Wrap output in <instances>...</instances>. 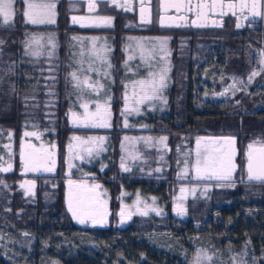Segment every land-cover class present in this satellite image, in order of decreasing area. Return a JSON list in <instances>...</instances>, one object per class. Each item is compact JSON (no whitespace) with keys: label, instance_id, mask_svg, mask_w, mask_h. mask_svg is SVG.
<instances>
[{"label":"rangeland","instance_id":"374dc122","mask_svg":"<svg viewBox=\"0 0 264 264\" xmlns=\"http://www.w3.org/2000/svg\"><path fill=\"white\" fill-rule=\"evenodd\" d=\"M28 2L22 7L13 4L15 14L8 22L0 16V40L3 41L0 44V161L3 160L1 152L3 157L9 155L10 148L15 144L22 143V150L28 149L29 142L25 139L30 135L26 133L33 134L35 130L50 133L53 145H44L43 142L48 143V136L45 141L33 138V144L38 149H46L50 153V160L45 162L50 170L45 174L40 172L33 175L35 170L28 164L33 156H22L20 168L16 169L18 177H14V180H22L19 177L21 169L26 178L35 176L38 180L36 188H30L34 190V196L41 193L43 199L49 201L55 199L60 190L65 211L72 209L79 220L97 226H107L110 217L114 216L113 222L118 228L138 225L156 229L164 218L172 215L181 221L205 215V220H208L210 210L213 212L210 220L215 222L219 212L216 207L223 204L229 206L222 212L234 210V222L239 216L246 221L253 218L259 209L253 204L257 199L254 195L260 191L264 199V186L246 181L245 164L249 145L252 149L264 148V119H256L259 117L254 115L251 116L253 119L233 116L222 123L229 125V130L238 126L248 133L254 132L245 142L232 134L183 136L166 123L169 119V122L176 119L179 125L178 120L185 116L183 112L189 84L197 80L193 99L201 105L211 102L220 109L238 112L236 110L244 102L257 101L258 94L264 96V14L263 28L258 31L241 30L239 37H233L231 32H218L220 36L223 35L222 38L198 34L193 37L186 31L141 27L113 19L105 23L109 18L102 13L85 18V22L78 26L62 25L63 16L55 2H50L55 4L54 23L32 24L24 16ZM33 38L39 43H32L28 47ZM229 46L235 48L233 53H239L241 49L240 53L249 66L240 72L226 70L222 61L232 55ZM89 65L94 70H89ZM165 69L166 86L157 93L156 98L137 105L136 101L142 94L138 82L150 81L153 79L150 74H159ZM74 71L81 81L79 87L71 75ZM85 78L87 84L83 83ZM17 83L20 88L29 86L34 91L39 90V93L22 97L21 101V96L16 93ZM43 89L48 91V95L43 93ZM116 100L118 107L115 106ZM11 101V104H6L8 107H4V103ZM17 101L43 105L42 116L38 115L36 109V113L32 112L31 117H26L35 118L36 122L26 120L18 124L20 112L15 106ZM261 101L260 105H264V100ZM85 104L89 113H96L99 106L100 119L97 122L106 121L110 126L74 124L73 113L83 120ZM130 108L139 110H126ZM115 112L120 119L117 144L112 131L114 117L117 116ZM240 113L249 112L242 110ZM10 125L18 128L12 130L17 135L14 138L13 134L14 144L9 132ZM197 141L201 159L209 153L222 156L225 162L231 158L236 165L231 180L209 179L203 168L201 174H197ZM69 145H72L71 151ZM89 147L92 148L91 155L85 151ZM114 167L119 171L117 179L123 175L126 179L137 176L153 181L155 185L161 182L167 184L172 190L168 201L162 202L156 195L139 189L127 190L121 184L117 197H112L115 201L111 208L110 192L97 181L85 177L94 174L89 172L92 169L96 172L111 170L108 181H112L115 177ZM9 169L11 167L7 166ZM67 176L68 179L73 178V187L67 190L62 186L59 189L57 181ZM7 183H12V180L8 179ZM97 185L99 187H95ZM74 187L80 191V195L72 200L73 206L70 208L69 198L75 193ZM85 189L91 190L88 195L93 198L90 214L85 213L79 203ZM228 194L235 200H231ZM232 201L237 208L232 209ZM221 218L229 238L234 224L230 227L232 220L224 221L228 218ZM250 234L252 230L246 235ZM226 253L234 264H248L260 259L245 249L238 253L229 247ZM199 256V264H207L208 257Z\"/></svg>","mask_w":264,"mask_h":264},{"label":"trees","instance_id":"16d2710c","mask_svg":"<svg viewBox=\"0 0 264 264\" xmlns=\"http://www.w3.org/2000/svg\"><path fill=\"white\" fill-rule=\"evenodd\" d=\"M228 48H231L232 55L222 61V64L225 63L226 70L240 72L249 66L240 53L241 49L239 53H233L235 48L230 46ZM17 81L19 83L20 79L18 78ZM18 83L16 93L21 96V101L22 97L36 96L39 93V90L34 91L29 86L23 85L20 88ZM196 83L189 84L183 112L185 116H182L181 121L178 120L179 125L176 124V119L171 122L169 119L166 124L170 129L183 136L187 134L208 136L232 134L240 137L242 142L249 138V134H254V132L248 133L246 129H240L238 126L231 127L232 130H229V125L222 123L233 116H245L253 119L251 116L254 115L259 117L256 119H264V105H260L261 100H264L263 94H258L259 97H256L257 101L255 102H244L242 107L236 110L238 112H231L228 108L220 109L211 102L201 105L197 100H194L193 90ZM45 90L43 89V93L48 95V91ZM21 101H17V105L15 104L20 112L18 124H23L26 120L30 123L34 122L35 118L27 119L26 117H31L32 112L36 113V109L39 111L38 115L42 116L43 105L26 102V104H21ZM12 102L4 103V107H8L6 104ZM171 104H169L170 111ZM115 106H119L117 100ZM242 110L249 113H240ZM115 115L117 116L114 117L112 131L115 144H117L120 136L118 130L120 119L117 112ZM23 118L25 119L22 120ZM202 119L203 121L200 122ZM13 129L18 128L12 125L9 127L14 144L13 139L17 135L12 132ZM47 134L44 131L35 130L30 138L25 140L29 144H33V138L44 140L48 136V143H43L45 146H51L53 145L52 136L50 133ZM21 144H15L13 151L0 161V264H194V258L198 255L207 256V264H234L232 258L226 253L229 247L238 253L245 249V251H250L252 256L260 257L248 264H264V202H262L264 199L260 191L254 195L257 199L253 202L254 206L259 209L250 221L243 220L239 216L234 222L236 215L234 210L230 213L222 212V209L229 206V204H223L224 207L219 205L216 207L221 214L217 212L218 217L215 222L210 220L213 213L210 210L207 214L209 215L208 220H205V215L181 221L172 215L168 219L164 218V222L159 223L156 229L138 225L118 228L113 222L114 216L110 217L107 226L81 223L77 216L70 215V212L73 213L71 210L70 212L65 211L60 190L57 192L58 199L56 197L47 201L43 199L41 193L34 196V192L22 188L20 179L14 180V177H18L16 169L20 168L22 162ZM7 166H10L11 170H7ZM110 171L96 172L92 169L89 172L94 174L87 175L85 178L97 181L110 192L111 208L115 201L112 197H117L121 184L127 190L139 189L144 193L156 195L162 202L168 201L172 190L167 184L161 182L155 185L153 181L137 176L126 179L123 175L117 179L119 176L117 167L113 169L114 180L108 181ZM19 172V177L23 179L25 176L22 174V169ZM68 178V176L61 177L57 181V187L60 189L65 186L68 190V184L73 183V178ZM8 179H11L12 183L8 184ZM249 184L264 186V183ZM228 196L231 195L228 194ZM231 200L235 199L231 196ZM233 201L231 202L232 209L237 208V204ZM244 205L247 206L246 203ZM221 216L228 218L224 221L232 220L230 227L234 224V229L229 232V238L226 235V227L222 224ZM250 230H252V234L247 236L246 234Z\"/></svg>","mask_w":264,"mask_h":264},{"label":"flooded vegetation","instance_id":"af4514ba","mask_svg":"<svg viewBox=\"0 0 264 264\" xmlns=\"http://www.w3.org/2000/svg\"><path fill=\"white\" fill-rule=\"evenodd\" d=\"M29 0H15L14 4L22 7ZM39 2H55L61 11L63 19L62 25L78 26L85 22V18L94 15L104 14L107 18L115 22L125 23L131 22L141 27H157L166 31H186L191 33L193 37L198 34L217 35L218 32H231L233 37H239L241 30L258 31L263 28L264 0H261L260 14L253 15L252 4L257 0H32ZM246 3L248 6L241 9L239 5ZM90 3L95 4L93 10L89 9ZM221 4L223 7L213 8V4ZM180 4L182 7L177 9L175 5ZM228 4H234L236 7L229 9ZM207 5V7H199ZM257 5V3H256ZM191 9V10H189ZM257 12V7L255 9ZM199 13V15L197 14ZM76 18L75 22L74 19ZM68 23V24H67ZM259 24L260 26H257ZM237 25H240L239 27ZM27 148L22 150V156H33L39 147L34 144H27ZM13 151L10 148L9 154ZM21 156V157H22ZM40 159H31L29 161L30 168L35 169L33 175L45 174L49 171V167L43 161L41 154ZM1 158L4 159L1 154ZM23 161V159L21 158ZM50 160V153L49 159ZM47 161V162H48ZM46 162V163H47ZM46 166V171L43 167ZM10 168V166H9ZM31 175L30 178L23 177L20 186L29 192H34L30 188H36L37 179ZM69 189L73 187L68 184ZM75 188V192L80 195V191ZM74 191V190H73ZM71 207L72 200L69 198ZM74 209V207H73ZM72 211V209H70ZM73 212V211H72ZM77 216V213L76 215Z\"/></svg>","mask_w":264,"mask_h":264},{"label":"snow or ice","instance_id":"6c2138e0","mask_svg":"<svg viewBox=\"0 0 264 264\" xmlns=\"http://www.w3.org/2000/svg\"><path fill=\"white\" fill-rule=\"evenodd\" d=\"M15 0H0V16H2L5 20V22H8L13 16H14V9H13V4ZM248 5L246 3H241L239 7L241 9H244ZM177 9L182 7V5L177 4L175 5ZM199 7H207V5H200ZM213 8L216 7H223L221 4H213ZM227 7L229 9H233L236 7L234 4H228ZM257 5L254 2L252 4V9H253V15H259V12H256ZM28 10L24 13V16L27 17V21L32 23V24H43V23H54V8L55 4L52 3H36L32 2V0H29L28 5H27ZM95 8L94 3H90L89 9L93 10ZM191 10V9H189ZM199 15V13H197ZM74 22L76 18H73ZM105 23H110V19H106L104 21ZM238 27L240 25H237ZM75 39V38H74ZM3 41L0 40V44H2ZM32 43H39L38 40L33 38L32 41L29 42L28 47H31ZM35 55H38L39 53H33ZM97 55L99 56V52H97ZM110 67V65H109ZM89 70H94L91 68V65H89ZM83 71V69H82ZM257 73H253V75H256ZM73 80L76 81L77 87H79L81 81L79 80L76 72L71 73ZM107 75V73H105ZM153 75V79L150 81H139L140 85V90H141V95L137 99L136 103L141 104L144 101L147 100H152L156 98L157 93L163 89L166 84V75H167V70H162L159 74H150ZM158 75V79L156 76ZM251 79V77L249 78ZM83 83L87 84V78L83 81ZM101 87H103L101 85ZM135 95V93H134ZM85 108V113L83 120H80L79 117L75 113H73V123L74 124H83L84 126H92V127H108L110 126L106 121L102 123H98L97 121L100 119V111H99V106H97V112L96 113H89L87 111V105H83ZM129 111H138V108H130L126 109ZM127 126V125H126ZM26 135H32L31 133H26ZM79 139V138H75ZM93 139V138H89ZM127 139V137L125 138ZM87 143V142H85ZM72 145H69V150L71 151ZM249 155H248V163H247V168H248V173H249V178L250 179H258V180H264V149L260 150V155L256 156L254 153L251 151L252 146L249 145ZM85 151L88 152L89 155L92 154V148L89 147L85 149ZM34 160L35 159H40L39 156V150L33 155L32 157ZM123 166V164H122ZM196 172L198 175L201 174V170L205 171L207 178L212 179L215 177L216 179L219 180H231L232 179V173L236 168V165L232 163L231 158L225 162L222 158V156H213L211 153H209L207 156H205L203 159H201V152L199 151V141H197V159H196ZM219 168V171H216V169ZM35 170V169H33ZM50 170V169H49ZM127 170V169H126ZM95 187H99L98 185ZM89 191L88 189H85V191L81 194V197L79 199V203L82 206V210L85 213L90 214L92 207H91V200L93 199L90 195H88ZM71 208V204H70ZM146 214V213H144ZM73 215H76V212L73 211ZM81 223H84V220H80ZM210 259V258H209ZM200 256L198 255L195 258V264H199Z\"/></svg>","mask_w":264,"mask_h":264},{"label":"water","instance_id":"95a60500","mask_svg":"<svg viewBox=\"0 0 264 264\" xmlns=\"http://www.w3.org/2000/svg\"><path fill=\"white\" fill-rule=\"evenodd\" d=\"M257 12H260V7H261V0H257ZM257 26H260L259 24H257ZM264 149V148H255V149H251V151L254 153V155L259 156L260 155V150ZM249 151L247 152L246 155V164H245V169H246V181L249 183H264V180H258V179H250L249 178V173H248V168H247V163H248V155H249ZM39 153L41 154V158L43 161H48L49 159V152L46 149L40 150ZM46 166H44L42 169L46 170ZM78 196V193L75 192L71 197L70 200H73L74 198H76Z\"/></svg>","mask_w":264,"mask_h":264}]
</instances>
